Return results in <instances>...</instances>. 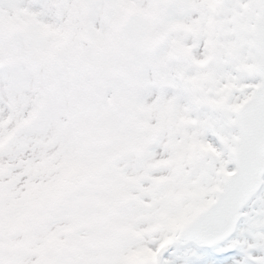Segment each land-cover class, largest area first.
I'll use <instances>...</instances> for the list:
<instances>
[{
    "label": "snow or ice",
    "instance_id": "6c2138e0",
    "mask_svg": "<svg viewBox=\"0 0 264 264\" xmlns=\"http://www.w3.org/2000/svg\"><path fill=\"white\" fill-rule=\"evenodd\" d=\"M0 264H264V0H0Z\"/></svg>",
    "mask_w": 264,
    "mask_h": 264
}]
</instances>
